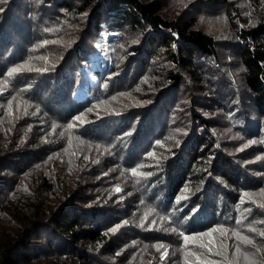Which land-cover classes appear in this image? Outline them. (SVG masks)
Wrapping results in <instances>:
<instances>
[{"label":"trees","instance_id":"16d2710c","mask_svg":"<svg viewBox=\"0 0 264 264\" xmlns=\"http://www.w3.org/2000/svg\"><path fill=\"white\" fill-rule=\"evenodd\" d=\"M5 81L0 264H197L219 226L264 255V0H0Z\"/></svg>","mask_w":264,"mask_h":264},{"label":"snow or ice","instance_id":"6c2138e0","mask_svg":"<svg viewBox=\"0 0 264 264\" xmlns=\"http://www.w3.org/2000/svg\"><path fill=\"white\" fill-rule=\"evenodd\" d=\"M25 68H27V63L12 67L10 70L7 71V76L12 77L14 74L22 72ZM28 70L31 71L32 69L29 68ZM36 71H47V69H36ZM6 86H7V81H5V87ZM8 106L9 108H11V101H9ZM89 111H91V109H89ZM81 119H82L81 116L75 117L76 121H80ZM74 127H75L74 124L70 123L68 125V128L70 129ZM253 143L255 142L253 141ZM245 147H247V145H245ZM131 173L132 175L140 174L138 173L136 168L131 169ZM116 191H120V189L117 188ZM243 195L245 197H250L252 194L245 192ZM258 195L264 197V189H261ZM241 202L244 203L243 200ZM248 202L256 203L254 200H249ZM257 207L260 209H264V203L257 204ZM245 211L251 212L252 209L250 208L245 209ZM243 222H244L243 219L236 221L237 224H242ZM152 223L154 224L155 221H152ZM115 230L116 229H112V231ZM172 231H176V229H172ZM247 232L257 233V229L255 227L249 226L247 228ZM213 233H218L222 239L219 240L213 239ZM180 235L183 237V241L185 245L189 244L190 242L191 243L199 242L197 245L199 250L189 251L185 256L186 260L188 259L189 256L195 257L197 264H209L208 254H212L216 257L221 258L219 261H216V264H239L241 258L243 259L245 264H264V255H259L261 253V249L256 247L254 238L242 233L239 230L236 229L230 230L223 226H219L212 228L206 232L197 233L195 235L185 234L183 232H181ZM258 235L261 238H264V230H260L258 232ZM204 237H208L209 239L205 242L203 241ZM229 239H232L231 244L228 243ZM249 245L251 246V248L247 247ZM156 247H157V251H159L161 248H164L165 246L163 244H160ZM229 249H231V258L229 257ZM165 255H167V250H165V253L162 254V258ZM258 255H259V259H257Z\"/></svg>","mask_w":264,"mask_h":264},{"label":"rangeland","instance_id":"374dc122","mask_svg":"<svg viewBox=\"0 0 264 264\" xmlns=\"http://www.w3.org/2000/svg\"><path fill=\"white\" fill-rule=\"evenodd\" d=\"M179 2L181 4V6L184 3V1H179ZM11 33H12V35H17L16 38L19 37V32L17 30L13 31ZM101 33H102L101 35L103 37L102 43H106V41L108 40V37L111 36L112 32H109L108 30L103 29L101 31ZM136 41H138V42H136ZM141 41H142V38H140V34L136 33V34L132 35V43L136 42L135 44H140ZM95 59H97V57H95ZM85 67H86V65H84L81 70H79L75 73V77L77 79H79V77H80V79L83 78L82 73H84L83 71H84ZM82 81L83 82L81 83V85L77 89V95L75 97V100H76L75 106L77 109H80V108L86 106L88 101L98 97V95L100 93V89H101L100 82H99L97 76H95V75H92L88 79L86 77ZM0 85L2 87L5 86L2 82H0ZM4 89H5V87H4ZM11 96H12V94H11ZM16 103H18V102H16ZM13 121H15L14 118H13ZM22 137L25 139L27 136L24 133V135ZM28 146H31V144H28ZM98 198L100 200H102L100 197H98Z\"/></svg>","mask_w":264,"mask_h":264}]
</instances>
